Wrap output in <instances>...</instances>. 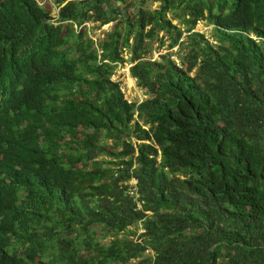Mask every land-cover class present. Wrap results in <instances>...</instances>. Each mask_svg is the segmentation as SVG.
Listing matches in <instances>:
<instances>
[{
    "label": "trees",
    "instance_id": "obj_1",
    "mask_svg": "<svg viewBox=\"0 0 264 264\" xmlns=\"http://www.w3.org/2000/svg\"><path fill=\"white\" fill-rule=\"evenodd\" d=\"M43 1L0 0V264H264V0Z\"/></svg>",
    "mask_w": 264,
    "mask_h": 264
},
{
    "label": "rangeland",
    "instance_id": "obj_2",
    "mask_svg": "<svg viewBox=\"0 0 264 264\" xmlns=\"http://www.w3.org/2000/svg\"><path fill=\"white\" fill-rule=\"evenodd\" d=\"M41 4L51 8L52 14L54 16H57L58 8L53 4V2L51 0H45V1L41 2ZM157 6H159V2H153V3L148 2L147 3V7L152 8V9L156 8ZM177 13L182 15L183 14L182 8H178ZM169 15L173 16L172 13ZM174 23L180 25L181 27H184V23H182V17L176 18L174 20ZM95 26H96V24H94V23H88L87 24V28L90 32V35L94 39H97V37L102 35L104 32H107L110 29H112L113 23L106 24V25L99 27V28H97ZM195 30L204 33L209 38H212L213 25L208 24L206 21L199 22ZM167 43H168V41L166 42V44L162 48H160V46H159L160 42L159 41L156 40L155 42H153L152 53L150 56H152L153 59H158L160 54L173 53L174 52L173 58L176 59L178 62H180L178 60V56H177L176 52L183 54L185 52V50L179 49L178 46L174 47L173 49H169L167 46ZM128 56L129 55H127L126 57L128 58ZM130 66H131L130 62H127L125 64H119L115 70L113 80L120 82L121 88L124 91L127 99H129L131 101L141 102L143 99L146 98V95H145L144 91L137 85L136 79L131 76ZM108 159H112V158L108 157ZM132 230H137V228L135 226H133ZM137 231H138V234H140L143 230L138 229Z\"/></svg>",
    "mask_w": 264,
    "mask_h": 264
},
{
    "label": "built area",
    "instance_id": "obj_3",
    "mask_svg": "<svg viewBox=\"0 0 264 264\" xmlns=\"http://www.w3.org/2000/svg\"><path fill=\"white\" fill-rule=\"evenodd\" d=\"M133 183L135 184L136 181L134 180ZM130 192H131V194H135V193H136V189H135V188H132V189L130 190Z\"/></svg>",
    "mask_w": 264,
    "mask_h": 264
}]
</instances>
